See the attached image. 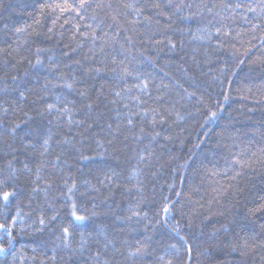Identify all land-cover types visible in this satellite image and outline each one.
Returning <instances> with one entry per match:
<instances>
[{"label": "snow or ice", "instance_id": "snow-or-ice-1", "mask_svg": "<svg viewBox=\"0 0 264 264\" xmlns=\"http://www.w3.org/2000/svg\"><path fill=\"white\" fill-rule=\"evenodd\" d=\"M191 7L183 0L179 3H174V0H121L115 6L110 0H35L31 5L32 11H28L27 4L20 9L22 15L27 12L31 23H0V43L7 46L0 47V53L6 55L11 54L9 48L12 52L22 49L29 43V38L44 35L52 39L57 36V30L60 38H63L65 31L70 33L65 47L72 52L87 48L82 59L75 61L77 69L67 63L62 67L61 61L54 55L44 56V53L52 51L51 48L36 44L29 49L32 55L23 57L18 63L26 62L29 68L44 69L54 75L56 81L53 83L52 79L45 77L46 83L38 90L19 87L17 82L23 78L19 75L10 77L11 85H8L5 77H0V82L4 84L0 92H7L11 87L18 96L17 99L10 98L0 103V145L4 146V153L0 154V264H58V257L67 264L61 252L69 259L87 254L88 259L84 264H144L145 257L149 256L153 257L152 264H191L193 246L182 235L181 223L188 214L181 211V219L172 223L177 211L176 205L180 201L162 195L158 209L143 207L147 202V197L143 195L147 180L145 170L154 167L162 159V154H158L151 145L161 137L165 141L174 139L167 129L158 131L156 126L167 123L172 117L173 123L182 122L185 115L176 108L175 103H169L167 94H160L159 89L155 97L157 106L148 103L145 97L152 95L149 81L136 75L135 70L130 68L131 61L127 55L129 49L125 44H120L117 50L119 33L113 31L112 27L113 24L118 25L122 18L124 31L135 33L140 31L138 26L142 25L147 31V43L166 42L170 48L175 49L176 43L167 35L169 29H172V18L182 13L184 8ZM204 7L209 15H213L216 5ZM4 8L5 5L0 4V12ZM104 9L115 12L114 15L107 14L112 24L100 17L99 13ZM120 9L125 11L121 12ZM165 9L172 11L166 12ZM248 13L253 14L251 19ZM215 15L221 16L218 24L213 25L215 31L205 26L200 31L206 33V37L201 35L198 38L210 41L213 35L218 38L231 35L232 40H237L247 33L236 32L225 21L239 15L250 26V32L264 29V0H259L255 5L246 0H237L234 4L224 3L221 12ZM158 17H163L166 23H162ZM42 18L51 20V26L46 28V32ZM174 31L183 33L184 30ZM157 35L161 38L156 39ZM132 41L133 37L129 35L125 43L131 44ZM261 43L264 45V40ZM217 47H223V40H220ZM108 48L112 49L111 53L106 51ZM64 55L68 56L69 52ZM109 70L122 81L131 77L137 83L131 86L125 83L113 89L110 98L103 96L101 86L93 97L88 79H94ZM183 71L187 72L188 69L184 68ZM218 71L220 76L213 75V80L226 76L232 69L225 66ZM24 76H28L27 71ZM53 89L62 91L54 93ZM64 90L67 94H62ZM183 92L185 95L181 99L191 102L193 107L204 104L203 96H197L186 88ZM102 98L109 104L122 107L123 120L119 119L118 110L115 126L108 123L106 129H101L105 133L103 136L96 133L93 146L85 143V137L100 118H94V114ZM224 100H228L227 95ZM187 114L192 115L190 111ZM216 116L217 113L208 107V118L200 126L204 127L215 120ZM125 128L128 134L124 135L118 145L117 141L124 134ZM129 136L138 143H143L147 138L148 143L135 150V155L123 172L103 168H90L88 174L79 168L73 171V159L76 162L95 161L97 156L103 158L115 155L123 150L120 145L127 147ZM53 145L60 147V151H55ZM17 153L23 154L25 159L21 161ZM177 159L171 156L169 162ZM186 163L178 167H185ZM234 163L243 168L239 157ZM157 172L158 168L152 175L155 176ZM230 172L235 173L232 179L241 175L235 168L230 169ZM122 185L127 191L135 190L139 194L138 198L129 203L126 214L113 215L110 221L99 219V206L95 203L98 195L93 194H102V189H107L108 196H103L100 201L106 204L113 189ZM168 187L171 190L174 185ZM241 191L237 189L233 195ZM175 195L179 197L181 193L176 192ZM87 196H91L90 208L82 199ZM247 211L250 215L264 212V196L260 197L256 207ZM215 215L220 218L216 222L219 226L213 227L206 234L202 232L205 239L199 246L197 264H200L199 257H203L207 264H229L225 257H233L231 264H264V225H261L258 234L246 233L234 227L236 216L231 207L217 210ZM89 224L92 225L90 231H85ZM161 226L176 238V243H169L164 254L151 251L152 235L149 234ZM110 227H118L126 235L116 236L109 232ZM133 232L141 233L142 238L133 236ZM45 234L50 239L36 242V247L31 248V255L26 249L16 247L23 237H43ZM49 243L52 254L48 251Z\"/></svg>", "mask_w": 264, "mask_h": 264}, {"label": "trees", "instance_id": "trees-1", "mask_svg": "<svg viewBox=\"0 0 264 264\" xmlns=\"http://www.w3.org/2000/svg\"><path fill=\"white\" fill-rule=\"evenodd\" d=\"M35 0H0V4L5 8L0 12V23L8 22L10 24L31 23L27 12L23 15L20 9L25 4L29 5L28 11H32L31 5ZM107 2V0H106ZM115 6L121 0H110ZM180 0H174L179 3ZM185 4L192 5L191 8H184L182 13H178L172 18V29H169L167 35L176 43V48H170L167 43L155 44L147 43V31L144 27L138 26L140 31L132 33L124 31V21L121 18L118 25L113 24V31L119 33L118 43L116 45L119 50L120 44H125L129 49L127 53L131 61L130 68L135 70V74L147 79L150 84L149 91L151 97H145L148 103L156 105L155 97L157 89L160 94H167L166 99L169 103H175L176 108L185 115L182 122L173 123L174 117L169 118L167 123L156 126L157 130L167 129L173 136L172 141H165L158 138L157 142L152 143V147L156 149L158 154H162L160 163L146 169L147 180L143 189V195L147 197V202L143 205L146 209H158L162 195H167L173 201L179 200L180 204L176 205L177 211L174 214L172 223L181 219V211L187 213L181 221L183 225L182 235L192 244V262L197 264L199 246L205 236L203 233L211 232L213 227H218L216 223L220 218L215 215L217 210L231 207L236 216V224L234 227L237 231L243 229L246 233L258 234L261 225H264V212H258L254 215L248 214L249 208H254L260 202V197L264 196V29H257L255 33L249 31V25L240 19L239 15L233 17L225 23H228L236 32H244L247 35L237 40H232L231 35L227 37H216L213 35L209 41L207 39H199L206 33L200 30L207 26L210 31L214 32L213 25H217L221 19V7L224 3H236L237 0H183ZM247 3L253 5L258 4L259 0H246ZM213 9V15H209L205 5ZM121 12L125 11L120 9ZM166 12L172 11L165 9ZM115 14L109 9L102 10L99 15L106 18V23L112 24L110 15ZM252 13H248L251 19ZM191 16V19L184 17ZM162 23H166L163 17H158ZM211 21V24H209ZM42 22L46 28L51 26V20L42 18ZM156 25L153 23V28ZM67 29L68 26H65ZM174 29H183L174 31ZM12 35L11 33L9 34ZM131 35L133 41L126 44V38ZM70 33L65 31L63 38L57 36L48 39L44 35L40 37L29 38V43L24 45L17 52H12L9 48L10 55L0 53V77H5L8 85H11L10 77L19 75L23 77L18 81L19 87H27L38 90L46 83L45 77L52 79L55 83L54 75H50L44 69L29 68L26 62L18 63L23 57H30L32 52L29 49L39 44L45 48H51V52L43 55H54L57 60L72 65L73 69H77L75 61L82 59L85 48L79 52H72L66 48ZM161 37L157 35L156 39ZM6 39V38H5ZM223 40V47L218 48L217 44ZM23 43V41H21ZM0 47H7L0 43ZM111 53L112 49H106ZM69 52L68 56L64 53ZM243 63H239V61ZM7 61V64H5ZM232 69L231 73L226 76L213 80V75L220 76L218 69L222 67ZM47 67V61L45 62ZM187 68L188 71H183ZM28 72V76H24V72ZM167 73V75H165ZM223 81V83L221 82ZM129 86L137 83L131 77L121 80L116 73L106 71L100 76L88 79V87L93 89L92 95L95 97L96 90L103 86V96L110 98V92L113 89L122 87L124 84ZM166 86V87H165ZM0 87H4L0 82ZM189 92H195L197 96H203L204 104L196 105L186 99L183 89ZM60 89H53L54 93H61ZM62 94H67L66 90ZM74 95V93H73ZM228 96V100H224V96ZM17 99V93L8 88L7 92H0V103ZM34 98V97H33ZM71 98V97H70ZM78 100L79 97H76ZM167 106V105H165ZM208 107L217 113L215 120L210 121L204 127V121L208 118ZM199 108V111H196ZM118 110L120 111L119 119L123 120V109L120 105L109 104L103 98L99 102L98 111L94 114V118L99 116L97 124L93 126L92 131L85 137L86 144H93L96 133L103 136L105 133L102 128L107 127L108 123H113L118 119ZM192 115H188V112ZM11 118V114L9 116ZM6 123V121H4ZM43 123V122H41ZM169 125L171 127H169ZM148 126V125H146ZM127 129L124 134L119 137L117 144L123 141L124 135H127ZM127 147H122V151L112 156L103 158L97 156L95 161H71L73 171L77 168L81 169L84 174L89 173V169L104 170L115 169L117 172H123L128 167L129 161L135 155V150L143 148L148 143L145 138L143 143H138L129 136ZM163 145V147H161ZM55 151H60V147L53 145ZM4 153V146L0 145V154ZM95 155V153H92ZM21 161L25 156L17 153ZM171 156L178 159L169 162ZM240 158L243 168L234 161ZM185 167H178L184 165ZM159 172L155 176L152 172L156 169ZM239 170L241 175L232 179L234 172L230 169ZM227 173V174H226ZM92 178V177H89ZM93 183L95 180L93 179ZM131 183H135L132 181ZM174 187L169 190V185ZM237 189L242 190L239 194ZM176 192L181 195L177 197ZM98 195L95 203L99 206L97 211L100 213L99 219L111 220L113 215H123L127 213L130 202H134L138 198V193L127 191L125 186L114 188L110 198L106 204L100 201L103 196H108V190L102 189V194ZM90 208L91 196L82 198ZM234 205V207H233ZM182 206V208H181ZM195 213V215H193ZM189 217L191 224L189 225ZM92 225L89 224L85 231H90ZM110 233L120 236L122 234L118 227H110ZM152 235L151 251L153 253L164 254L169 243H176V238L168 232L163 226L156 229ZM133 236H141L139 232H133ZM142 238V236H141ZM49 240V236L45 234L43 237L39 235L23 237L16 245L18 249H26L31 255V248L36 247V242L41 240ZM49 254H52L51 243L48 245ZM94 251V248H93ZM60 255L65 256L67 264H84L88 259L87 254L84 256H73L70 259L63 252ZM235 256V254H233ZM153 257H145L144 264H152ZM225 260L231 264L233 257H225ZM200 264H207L203 257H199ZM51 264V262H49ZM58 264H65L59 260Z\"/></svg>", "mask_w": 264, "mask_h": 264}]
</instances>
